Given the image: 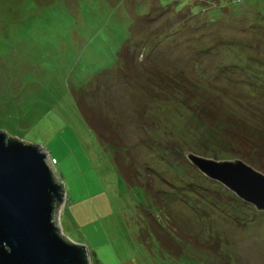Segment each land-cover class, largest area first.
<instances>
[{
	"label": "rangeland",
	"instance_id": "obj_1",
	"mask_svg": "<svg viewBox=\"0 0 264 264\" xmlns=\"http://www.w3.org/2000/svg\"><path fill=\"white\" fill-rule=\"evenodd\" d=\"M165 1L0 0V131L55 158L54 219L90 264H264V211L240 204L239 223L210 201L193 209L203 191L236 195L173 168L187 151L247 154L216 122L264 142V15L258 0ZM150 7L162 14L133 23L142 45L124 74L116 51Z\"/></svg>",
	"mask_w": 264,
	"mask_h": 264
},
{
	"label": "water",
	"instance_id": "obj_2",
	"mask_svg": "<svg viewBox=\"0 0 264 264\" xmlns=\"http://www.w3.org/2000/svg\"><path fill=\"white\" fill-rule=\"evenodd\" d=\"M202 174L264 211V173L238 157L213 158L190 151ZM63 187L39 145L0 131V264H90L84 244L60 232L54 209Z\"/></svg>",
	"mask_w": 264,
	"mask_h": 264
},
{
	"label": "trees",
	"instance_id": "obj_3",
	"mask_svg": "<svg viewBox=\"0 0 264 264\" xmlns=\"http://www.w3.org/2000/svg\"><path fill=\"white\" fill-rule=\"evenodd\" d=\"M231 1H233V3H236V2H239L240 0H231ZM250 1H252V0H250ZM253 1H257V0H253ZM261 2L264 4V0H258V3H257L258 4V11H259L260 15L259 14L254 15L257 19L261 18V16L264 15L260 11L261 10V8H260ZM134 3H137V2H134ZM167 3L168 2H166L165 0H157V5H154V7H156V8L162 7L161 9L163 10V7H165V5ZM203 4H205V3H203ZM154 7L153 8L152 7L147 8L144 11H140V10L139 11H132L133 16H132L131 25L129 27L128 36H126V39L120 44V47L116 51V64L121 67L119 69H121L124 74H128L130 69L133 67V64H131L132 53L130 50V46L133 47V46H137L140 44V43L136 42L135 40H133V37L131 36V33H130V29L133 28V26H132L133 23L134 24L139 23L140 25H146L147 26V24H151L152 22H154L156 20V18L158 19V17H160V15L162 14V10L159 9V10H155L152 12V10L155 9ZM201 7H202V4L199 2H196V9L201 8ZM217 12H218V10L214 9V10H211L207 13L205 12L204 14L207 16L208 19L212 20V18L216 15ZM205 15H203V16H205ZM141 45L142 44H140V46ZM162 74L165 75L164 76V77H166L165 80H167V81L170 80L171 86L174 85L175 89H177L179 93L185 92L186 88L183 87V83H182L181 79H177L176 77H173L167 73H162ZM161 83H162V81L161 82L159 80L156 81V84L159 87H161L162 84H165V83H162V84ZM194 107H196L194 109V111L195 110L198 111V109L200 108L199 103L195 102ZM208 107H209L208 108V110H209L211 105H209ZM85 115H86V120L89 123H91L92 127L96 130L97 127L90 120V119H92L93 113L89 112V113H86ZM198 123L203 124L201 121H198ZM218 124H219V122H216V125H217L216 127H219V131H220L221 135L227 136V140L228 141L231 140V142L235 146L239 143L243 146V149H247V150H245L247 154H244L241 152L240 146H238L236 152L233 153V155L237 156L240 159L244 158L246 163L251 164L252 167H254V168H256V169H258L264 173V156L262 155V152H260V149L262 148L264 142L262 140L256 138L255 135L250 136V133H248V134L246 133V136H244V131L241 130L240 127H238V125L235 123H231L228 125H224L223 123L219 124V125ZM252 133H254V131H252ZM97 134H98L97 136L99 139L104 137L102 134L98 133V131H97ZM257 136H258V134H257ZM112 138H113V136L110 135V137H108L107 139H109V141H110V139H112ZM110 142H112V140ZM252 142L255 143V145H253ZM117 143H119V142L115 141V145H117ZM251 152L257 153V154H251ZM50 157H52V156H50ZM173 168L177 171L178 175L186 171L187 174H191L193 177H197L200 175L201 177H203L207 181H212L214 183L216 182L215 180H211V178H208L207 176L202 174L195 166H193L187 160L186 157H185V160L183 161L182 164H179L176 161L175 164L173 165ZM221 192L225 193L227 196L229 195V197H226V196L220 195V194H217V196H215V192H208V191L200 192V195L202 198L199 197L200 198L199 201H194L193 209L195 208V205H198V203H200L201 208L203 210L202 205L204 203H209L208 201H210V203H212L214 206H216L220 210H222L224 215H226L228 217L232 215V217L239 223L244 221V218H240L241 217L240 214L235 209L240 204H244L245 206H250L251 204L249 205L248 203L241 200L240 198L232 195L225 188H222ZM184 202H188V201L184 199ZM258 211H262V210H258Z\"/></svg>",
	"mask_w": 264,
	"mask_h": 264
},
{
	"label": "clouds",
	"instance_id": "obj_4",
	"mask_svg": "<svg viewBox=\"0 0 264 264\" xmlns=\"http://www.w3.org/2000/svg\"><path fill=\"white\" fill-rule=\"evenodd\" d=\"M46 153V152H45ZM46 160H47V154H46ZM48 163V162H47ZM49 165V164H48ZM49 167L51 168V170L53 171V173H55L54 172V168H52L50 165H49ZM55 177H57L56 175H55ZM62 187H63V185H62ZM64 195V191L62 190V196L61 197H64L63 196ZM59 215V214H58ZM57 222V221H56ZM58 223V222H57ZM59 227H60V225H58ZM60 232L62 233V231H61V228H60ZM87 250V249H86ZM87 254H88V260H89V263H91L90 262V260H91V254H90V252L87 250Z\"/></svg>",
	"mask_w": 264,
	"mask_h": 264
},
{
	"label": "built area",
	"instance_id": "obj_5",
	"mask_svg": "<svg viewBox=\"0 0 264 264\" xmlns=\"http://www.w3.org/2000/svg\"><path fill=\"white\" fill-rule=\"evenodd\" d=\"M46 154H47V162H48V164H49L52 168H54V164L56 163L55 158L50 157V155H49L48 153H46ZM57 212H58V211H57ZM57 216H58V213H57Z\"/></svg>",
	"mask_w": 264,
	"mask_h": 264
}]
</instances>
